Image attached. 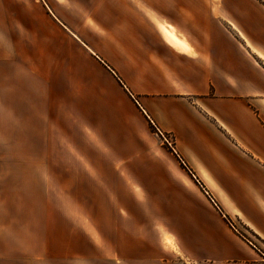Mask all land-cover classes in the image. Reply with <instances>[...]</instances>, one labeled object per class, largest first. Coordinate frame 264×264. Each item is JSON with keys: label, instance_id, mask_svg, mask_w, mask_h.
Listing matches in <instances>:
<instances>
[{"label": "crops", "instance_id": "0c3cea01", "mask_svg": "<svg viewBox=\"0 0 264 264\" xmlns=\"http://www.w3.org/2000/svg\"><path fill=\"white\" fill-rule=\"evenodd\" d=\"M89 3L0 0V264H53L42 236L44 200L58 197L60 108L83 159L68 168L114 171L130 208L144 186L134 171L163 170L166 150L226 187L227 213L261 244L212 195L200 191L204 209L178 194L169 210L145 212L161 259L122 208L115 264H264V6ZM75 41L98 74L78 62Z\"/></svg>", "mask_w": 264, "mask_h": 264}, {"label": "rangeland", "instance_id": "374dc122", "mask_svg": "<svg viewBox=\"0 0 264 264\" xmlns=\"http://www.w3.org/2000/svg\"><path fill=\"white\" fill-rule=\"evenodd\" d=\"M218 1L220 9L226 2H231L237 9H248L252 4L264 6V0ZM58 2L61 8L65 7L67 0L64 4H61L60 0ZM224 13L226 14V12ZM77 42H70L69 49L74 52L78 62L97 73L94 64L81 51ZM64 70V66L60 65V101H65L67 97ZM81 97V93L75 90V101H80ZM59 133L58 197L53 202L44 200V233L42 236L44 262L51 260L53 264L117 263L114 244L117 237H120L116 234V228L120 226L124 216L122 208L132 211L129 214L128 222L137 231L141 228L146 231L147 235H145L154 247L156 258L161 259L164 255L161 242L158 244V236L152 231L150 225L152 218L146 217L145 212L158 213L159 215L163 210H169L170 206L176 203L178 194L181 196L186 194L193 202H199L198 204L203 202L205 209V197L201 198L200 191L207 197L209 194L212 195L228 216L227 220H230L243 235L261 246L259 241L242 227V224L227 213L226 187L219 185L208 170L194 169L192 165L184 163L183 160L179 161L180 165L175 158L167 156V152L164 150L165 168L163 170L134 171L144 186L135 188L138 195L137 202L129 208L130 204H128L124 187L120 184L118 175L114 171L92 170L77 167V165L76 168H68V166L72 167L74 164L82 162L83 159L81 153L73 154L74 145L72 139L68 137L65 116L62 114L61 108ZM161 136L163 146L173 150V146H176L175 138L170 135ZM181 166L186 168L187 173ZM127 172L130 174V171ZM142 197H145V200ZM149 215L152 216V214ZM7 252L9 253V251ZM167 256L176 261L180 260L177 251Z\"/></svg>", "mask_w": 264, "mask_h": 264}, {"label": "snow or ice", "instance_id": "6c2138e0", "mask_svg": "<svg viewBox=\"0 0 264 264\" xmlns=\"http://www.w3.org/2000/svg\"><path fill=\"white\" fill-rule=\"evenodd\" d=\"M60 3L61 4H64V3H66V0H60ZM83 3H85L86 5H88L89 7H91V4L89 3V0H83ZM169 244H171L172 243V241L169 239L168 241H167Z\"/></svg>", "mask_w": 264, "mask_h": 264}]
</instances>
